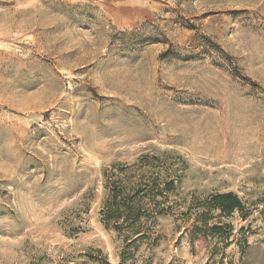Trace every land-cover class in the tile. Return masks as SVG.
<instances>
[{
    "label": "rangeland",
    "instance_id": "374dc122",
    "mask_svg": "<svg viewBox=\"0 0 264 264\" xmlns=\"http://www.w3.org/2000/svg\"><path fill=\"white\" fill-rule=\"evenodd\" d=\"M0 264H264V0H0Z\"/></svg>",
    "mask_w": 264,
    "mask_h": 264
},
{
    "label": "trees",
    "instance_id": "16d2710c",
    "mask_svg": "<svg viewBox=\"0 0 264 264\" xmlns=\"http://www.w3.org/2000/svg\"><path fill=\"white\" fill-rule=\"evenodd\" d=\"M174 187V183L168 182L164 185L165 191H171ZM158 190L156 187H152L149 193ZM144 191H141V193ZM145 193V192H144ZM161 191H156V195H160ZM204 211L199 213V217H202L201 222L203 228L207 220L209 212L218 210L220 216H229L234 211H242V203L236 195L233 193L223 194H211L205 200ZM101 222L107 229H112L118 234H122L126 237H135L142 233L143 221L142 219H149V211L145 209V205L142 203V197L140 191L133 189L127 191L121 185L116 183L112 184L109 188L108 196L103 202L101 211ZM203 228L194 226L193 233L198 234L203 232ZM223 227L220 225H213L207 229L210 235H222ZM135 241H132L134 243Z\"/></svg>",
    "mask_w": 264,
    "mask_h": 264
}]
</instances>
